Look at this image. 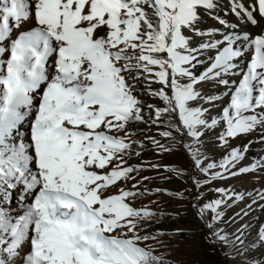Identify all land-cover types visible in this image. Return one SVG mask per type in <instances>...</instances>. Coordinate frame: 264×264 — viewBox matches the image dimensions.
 Masks as SVG:
<instances>
[{
	"label": "snow or ice",
	"instance_id": "obj_1",
	"mask_svg": "<svg viewBox=\"0 0 264 264\" xmlns=\"http://www.w3.org/2000/svg\"><path fill=\"white\" fill-rule=\"evenodd\" d=\"M229 3L239 20L253 26L257 15L264 18V0ZM217 7L215 0H0V264H167L147 243L164 233L141 235L143 223L157 213L134 207L144 193L133 191L135 184L125 187L141 170L127 164L137 144L129 125L148 123L135 95L137 82L163 86L149 87V95L168 107L147 105L153 110L149 118L156 124L162 113H177L182 127L175 130L192 138L185 147L205 176L217 167L221 171L213 179L264 169L261 160L234 171L247 145L232 148L219 165L202 166L201 137L218 123L224 125L218 140L225 147L230 139L264 128V33L237 32L239 25L214 16L233 29L222 40L193 48L184 34L187 29L215 35L219 30L205 33L195 25L201 9L210 15ZM204 50L216 54L195 76L185 66L199 63ZM246 51L254 55L239 70L221 121L210 122L206 109L188 106L201 97L195 87L200 82L228 86L223 77L237 74ZM217 192L226 195L223 188ZM14 201L20 214H13ZM224 203H206L198 215L211 212L219 220ZM213 235L233 250L226 259L244 254L239 235L229 239L222 230Z\"/></svg>",
	"mask_w": 264,
	"mask_h": 264
},
{
	"label": "rangeland",
	"instance_id": "obj_2",
	"mask_svg": "<svg viewBox=\"0 0 264 264\" xmlns=\"http://www.w3.org/2000/svg\"><path fill=\"white\" fill-rule=\"evenodd\" d=\"M205 58L200 55L199 63L194 61L193 65L185 67L195 76H199L208 67ZM178 79L182 84L188 81L187 78ZM224 79L230 81L228 86L218 80H205L197 84L195 87L201 97L188 104L190 108L206 109L205 118L210 122L221 121L223 109L230 103V89L239 82L241 76L229 75ZM149 87L151 90H158L163 86L155 82H137L135 95L144 104L143 115L148 123L133 122L129 125L137 144L133 145L127 164L141 170L134 172L132 175L136 179L125 185L127 188L138 185L132 190L144 193L132 202L134 207H147L157 213L151 221L143 223L144 231L141 235L164 233L159 236V240H149L147 243L156 249L155 254L162 256L167 264H264V243L260 241L261 234H264V199H261L264 194V169L225 179L212 178L221 171L219 167L210 169L207 176L195 169L185 147L193 143L192 138L175 130L182 127L177 113H162L156 124L151 122L149 112L153 110L147 105L161 109L168 105L159 97L149 95ZM165 90L168 95H172L170 90ZM203 97L212 98L213 103H206ZM154 118L153 116L152 119ZM223 130V123H218L201 137L200 158L203 167L208 168L212 163L219 165L232 148L243 149L244 145L248 146V150L234 171L264 160V128L258 127L246 135L230 139L227 147L218 140ZM165 131L171 132L172 137L167 138L160 134ZM149 137H154L171 150H161ZM140 144H143L142 148ZM136 152L140 155H136ZM153 165L158 167L154 168ZM169 168L177 169L183 175L168 171ZM144 177L148 179L145 180ZM194 179L200 181V186L194 184ZM219 188L225 189L226 195L217 192ZM168 193L181 194L183 198ZM234 193L243 198L237 199ZM217 199L225 201L219 209L222 213L219 220L213 219L214 213L211 212L198 215L203 205ZM221 230L229 239H235L237 235L241 237L243 244L238 247L244 250L243 255H237L235 259L225 258L224 254L233 250L213 235Z\"/></svg>",
	"mask_w": 264,
	"mask_h": 264
},
{
	"label": "bare ground",
	"instance_id": "obj_3",
	"mask_svg": "<svg viewBox=\"0 0 264 264\" xmlns=\"http://www.w3.org/2000/svg\"><path fill=\"white\" fill-rule=\"evenodd\" d=\"M218 7L209 15L205 13L203 9L200 10V16L201 19L196 23L195 27L199 29L202 32H210L213 30H219L215 35L209 37V36H197L193 32H188L187 29L184 30V34L188 37H190L189 40V46L193 48H198L201 43L207 42L209 40L215 41V40H222L224 34L231 33L233 29L227 28L224 25H221L218 23L216 19H214V16H219L220 18L226 20L229 24H237L239 27L235 29V31L243 33L248 32L250 34L256 35L260 33H264V18L256 16L258 20V24L256 26L251 25L250 23H246L245 21L239 20L230 9V3L229 0H215ZM245 3V6L248 5L250 0H243ZM202 21H205L203 24ZM237 47H240L239 44L236 45ZM214 50H204L200 55H204L207 59V65H209L212 62V58L215 55ZM199 55V56H200ZM254 55V52L246 51L245 56L242 57L237 63H238V69L237 74H239V70L245 68L246 62L250 60L251 56ZM51 71V70H50ZM229 76V75H228ZM241 76V75H240ZM225 76L224 78H226ZM189 80L187 81V83ZM13 214H20L22 212V209L17 206V203L14 201L11 205Z\"/></svg>",
	"mask_w": 264,
	"mask_h": 264
}]
</instances>
